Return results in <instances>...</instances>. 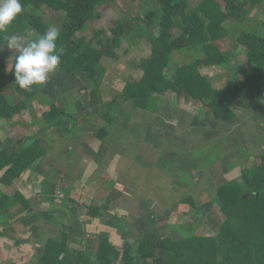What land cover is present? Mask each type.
Returning a JSON list of instances; mask_svg holds the SVG:
<instances>
[{
  "label": "crops",
  "instance_id": "crops-1",
  "mask_svg": "<svg viewBox=\"0 0 264 264\" xmlns=\"http://www.w3.org/2000/svg\"><path fill=\"white\" fill-rule=\"evenodd\" d=\"M141 37L133 42L124 34L118 58H101L105 74L97 85L87 73L62 75L58 66L43 85L22 94L0 75V96L11 105L26 100L11 118L0 116V151L40 147L44 153L11 184L0 182V203L8 196V207L0 204V264H46L50 241L64 244L60 264H126L127 256L129 264H154L168 250H178L179 264H196L198 238L218 233L220 214L204 221L200 233L182 229L180 207L200 213L217 206L214 191L240 180L243 163L263 148L262 129L242 104L220 120L182 91L112 104L144 75L152 47L148 32ZM6 47L0 41L9 70L17 52ZM173 56L192 61L194 54L172 52L168 76L177 65ZM54 106L64 113L50 122L44 114ZM186 239L189 247L177 245Z\"/></svg>",
  "mask_w": 264,
  "mask_h": 264
},
{
  "label": "trees",
  "instance_id": "trees-1",
  "mask_svg": "<svg viewBox=\"0 0 264 264\" xmlns=\"http://www.w3.org/2000/svg\"><path fill=\"white\" fill-rule=\"evenodd\" d=\"M108 1L20 0L24 10L5 32H0V41L28 28L38 37L50 27L48 21L44 20L46 9L60 12L57 25L60 35L56 43L60 50L61 62L58 66L62 75L87 73L97 85L105 74L101 58H118L115 49L120 46L124 34L131 33L138 37L155 27L154 34L150 37L151 55L143 59V77L135 84L128 83L119 98L111 101L112 104L129 97L147 98L153 92L182 91L187 97L213 111L215 117L224 120L234 116L236 98L245 93L244 98H249L250 102H244V108L253 111L252 118L255 121L262 119L259 118L261 113L264 117L261 107V103H264V20L260 21L257 30L242 29L234 34H231L226 24L241 19L248 7L253 8L264 0H201L194 6H190L189 0H143L138 3L139 8L144 7L142 14L133 15L125 21L117 20L111 29V37H107L105 41L100 38L104 31L96 30V46L93 41H86L85 36L80 33L86 29L89 21L99 18L97 7ZM230 34L235 38L237 46L244 49L242 53L246 58L245 64L231 66L230 61L237 55V49L220 46L221 40ZM183 50L192 51L194 60L179 64L173 68L171 76H168L165 70L171 53ZM15 58L11 68L7 70V58L0 56V75L12 82L15 91L26 94L28 90L19 88L15 82L12 71ZM202 66L230 69L233 72L231 86L226 89L213 87L200 73ZM25 104L26 100H23L11 105L4 96H0V116L9 119ZM53 109V112L44 114L50 122L64 113L56 107ZM262 128L264 130V119ZM103 132L105 129L102 128L99 135ZM0 154V171L4 169L0 182L11 184L13 179L20 177L44 153L40 147H22L11 154L2 151ZM250 163L241 167L240 180L232 179L216 190L214 203L223 212L224 219L214 236L215 242L198 238L200 245H193L195 250L198 248L196 264H264V259L260 256L264 255V146ZM7 198L5 194L2 195L1 207H8ZM245 204L251 206L253 217L244 216L235 210ZM24 209L20 208L16 213L12 211V216ZM96 212V208H91L90 214ZM176 243L189 247L190 239ZM63 247L61 242H48L44 252L46 264H60L62 261L59 256ZM242 252L248 255V260H243L246 263L234 258L235 254ZM217 255H220V259H217ZM166 256L168 257L164 259L155 255L154 264L180 263L178 250L171 254L168 250ZM125 263L129 264L128 256Z\"/></svg>",
  "mask_w": 264,
  "mask_h": 264
},
{
  "label": "rangeland",
  "instance_id": "rangeland-1",
  "mask_svg": "<svg viewBox=\"0 0 264 264\" xmlns=\"http://www.w3.org/2000/svg\"><path fill=\"white\" fill-rule=\"evenodd\" d=\"M142 1L143 0H135V1H132V0H109L108 2L97 7V9H98L97 11L100 14L99 18L89 21L86 29L83 30V32H81L80 34L85 36L86 41H91V42L93 41V44L98 46L96 44V39L94 38L95 31L98 29L103 30L104 32L101 34L100 38L105 41L107 37H109V36L111 37V35H112L111 29L113 28V26H115L116 20L125 21L126 19L131 18L133 15H141L142 14L144 7L142 6L139 8V5H138V3L142 2ZM200 1L201 0H189L188 2L190 3L191 6H194L198 3H200ZM58 14H59V12L53 13L50 10H47L44 13V20L48 21L50 26H52V25L57 26ZM263 20H264V1L256 4L253 8L248 7L246 14H244V16L241 19H239L237 21H229L226 24H228V28L231 31V34H234V33H238L242 29L253 28V29L257 30L260 21H263ZM154 29H155V27H153L151 31H148L149 37L153 36V34H154L153 30ZM231 34L226 35L221 40L222 44H220V46L222 48L226 47L227 49H229V48L237 49L236 50V51H238L237 55L235 57H233L232 60L230 61V65L235 67L236 65H239L241 63L245 64L246 58H245L244 54L242 53L244 49L241 46H237V44L235 43V38ZM15 35H18L19 37H21L25 42L27 40H31L37 36L29 28L26 30H23L20 33H17ZM129 36L131 39L134 40L133 42H136L137 39L141 40L142 38H144V37H141L142 35L138 36V37H134L131 33L129 34ZM125 37H126V35H125ZM142 42L143 41H141L139 43V45L142 44ZM136 44L134 46L135 49H137L139 47ZM116 49H120V48H116ZM4 50L6 52H10L9 54L14 53L16 51V50H10L7 47ZM9 57L10 56H7V62L9 60ZM194 58H195V56L192 58V60ZM188 59H189V57H184V56H182L181 58H178V59L175 58V56H173V58H172L173 62H177V63H175V64H177L176 67H178V62L179 63H185V62H187ZM10 67H11V65L10 66L8 65V69ZM199 71L211 83L213 81L214 86H217L218 88L226 89V88H229V86H231V84H232L233 72L230 69H226V70H222L219 68L209 69V68L205 67V68L199 69ZM4 81H6L10 85H12V82L9 79L4 80ZM11 87H13V86H11ZM6 90H8V89H6ZM245 95L246 94L243 93L242 96L236 98V102H237L238 107H240V104L243 105L244 102L249 104L250 100H249V98H244ZM263 104L261 103V107L264 110ZM238 107H235V109ZM243 110H244V107H243ZM247 110H248L247 112L253 114V111H251L250 109H247ZM259 118L264 119L262 113L259 115ZM262 119L259 121H256V122L254 121L255 125L257 124V130L260 132V129H262V132H263L262 133L263 136L257 135V137L259 138L258 139L259 144H260V142H262L264 144V130L262 128ZM250 127L253 130L251 120H250ZM261 149H263V148H261ZM261 149L258 148L254 151H256V154H257L261 151ZM253 159H254V156H253ZM251 161H252V158L249 159L247 161V163L246 162L243 163V166L251 164L250 163ZM233 174H235V173H232V175H230V176L233 177L234 176ZM214 192L216 193V191H214ZM184 207H186V206H184ZM184 207H180V209L183 208L181 210V213L183 214L184 223L181 226V228L184 230L190 231L191 229H193L194 231H197L198 233H200L201 231L199 230L200 229L199 226H202L203 222L208 220V218L214 220L216 217L219 216V214H220V219L224 218L223 212L221 210L217 209L216 208L217 206H215V205L213 206L212 209L209 208L208 209L209 211H207V212H205V211L201 212L200 211V213H199L195 209H193V213H195V212L197 213V215L195 216V220H194L193 213L188 211L187 207L186 208H184ZM233 210H234V208H233ZM235 210H238L240 212V214H242L244 216H248V215H249L248 217L254 216V213L252 212V208H251V206L249 207L248 204H245L240 209H235ZM254 226L256 227L257 225H254ZM251 239H254V237L253 238L251 237ZM207 240L215 242L214 236L208 237ZM198 243L200 245V241H198L197 244ZM260 256L263 257V259H264V255H260ZM234 258L239 259L240 261L246 263V261H243V260H248V255H247V253L242 252V254H235ZM217 259H220V255H217ZM260 260H261V258H260Z\"/></svg>",
  "mask_w": 264,
  "mask_h": 264
},
{
  "label": "clouds",
  "instance_id": "clouds-1",
  "mask_svg": "<svg viewBox=\"0 0 264 264\" xmlns=\"http://www.w3.org/2000/svg\"><path fill=\"white\" fill-rule=\"evenodd\" d=\"M23 10L20 0H0V32H5ZM59 35V28L52 25L26 42L15 34L5 37L7 48L17 52L12 71L19 88L30 90L33 85H43L56 70L61 62L56 43Z\"/></svg>",
  "mask_w": 264,
  "mask_h": 264
}]
</instances>
